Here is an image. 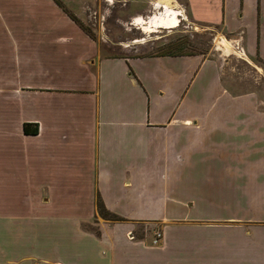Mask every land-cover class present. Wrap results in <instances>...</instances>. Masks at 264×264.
<instances>
[{"label":"crops","instance_id":"1","mask_svg":"<svg viewBox=\"0 0 264 264\" xmlns=\"http://www.w3.org/2000/svg\"><path fill=\"white\" fill-rule=\"evenodd\" d=\"M169 1L264 70V0ZM0 264H264V96L219 59L104 54L54 0H0Z\"/></svg>","mask_w":264,"mask_h":264},{"label":"rangeland","instance_id":"2","mask_svg":"<svg viewBox=\"0 0 264 264\" xmlns=\"http://www.w3.org/2000/svg\"><path fill=\"white\" fill-rule=\"evenodd\" d=\"M58 1L80 20L93 38L100 42L104 54H154L168 41L188 39L198 52L219 59L223 82L232 88L234 94L257 90L264 96L262 67L257 62L244 59L239 52L237 54L231 52L229 44L223 37H219L222 36L219 27L196 23L184 10L180 11L181 15L173 27L153 24L145 28L154 15L166 14L165 6L164 9L157 2L150 0H137L135 3L122 0ZM137 16H142L147 21L142 22L144 19L138 20ZM134 18L136 21L132 24ZM156 226L161 228L160 224ZM146 227L144 224L136 225L134 233L132 232L133 236L135 234V238L142 239L146 233V237L149 238L154 227L152 229H150L152 226ZM83 228L99 235L95 223L83 224ZM150 238L149 241L146 240V244L157 246L151 244Z\"/></svg>","mask_w":264,"mask_h":264},{"label":"trees","instance_id":"3","mask_svg":"<svg viewBox=\"0 0 264 264\" xmlns=\"http://www.w3.org/2000/svg\"><path fill=\"white\" fill-rule=\"evenodd\" d=\"M54 1L60 7H62L63 10L71 17V19H73L85 32L91 35L90 32L84 27V25L80 22V20L75 15L68 12L58 0H54ZM191 54H201V52H198L197 50H195L193 48V45H191L190 42H188V39L187 40L184 39V40L168 41L164 45H161V47H159L158 52L156 51L154 54H151V55H191ZM23 131L29 134H36L38 132L37 124L24 123ZM95 204H96L98 214L103 219L110 220V221L123 220V218L117 216L116 214L110 212L109 210L105 208L98 194L96 195Z\"/></svg>","mask_w":264,"mask_h":264},{"label":"bare ground","instance_id":"4","mask_svg":"<svg viewBox=\"0 0 264 264\" xmlns=\"http://www.w3.org/2000/svg\"><path fill=\"white\" fill-rule=\"evenodd\" d=\"M163 4L166 6V14H156L154 15L150 22L147 23L148 25L145 26V28L147 27H151L153 24H161L163 26L166 27H173L176 25L177 21H178V17L177 15H175V9L173 7V5H171V1L169 0H163L162 1ZM138 20H142V17H137ZM143 21V20H142ZM150 24V25H149ZM144 27V25H143Z\"/></svg>","mask_w":264,"mask_h":264},{"label":"built area","instance_id":"5","mask_svg":"<svg viewBox=\"0 0 264 264\" xmlns=\"http://www.w3.org/2000/svg\"><path fill=\"white\" fill-rule=\"evenodd\" d=\"M239 48V47H238ZM129 238H134L132 231L128 232ZM163 239V232L158 226L154 227L151 233L150 242L153 245H160Z\"/></svg>","mask_w":264,"mask_h":264}]
</instances>
